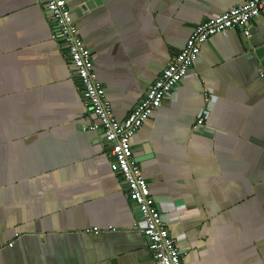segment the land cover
<instances>
[{
	"label": "crops",
	"instance_id": "crops-1",
	"mask_svg": "<svg viewBox=\"0 0 264 264\" xmlns=\"http://www.w3.org/2000/svg\"><path fill=\"white\" fill-rule=\"evenodd\" d=\"M86 1L74 24L121 122L198 25L247 0L68 7ZM250 29L211 36L130 141L182 264H264V8ZM56 34L41 0H0V264H155Z\"/></svg>",
	"mask_w": 264,
	"mask_h": 264
},
{
	"label": "built area",
	"instance_id": "built-area-1",
	"mask_svg": "<svg viewBox=\"0 0 264 264\" xmlns=\"http://www.w3.org/2000/svg\"><path fill=\"white\" fill-rule=\"evenodd\" d=\"M41 1L57 29L53 39L65 48L78 78L82 98L96 118V122L84 130L103 134L109 148L108 153L114 161V169L126 184L127 191L137 207L141 223L140 232L149 239V250L155 264H182L176 240L169 234L154 198L150 195L140 165L133 156L130 141L152 113L160 108L162 101L172 95L177 84L188 75L191 67L200 58L201 47L211 36L233 29H240L246 39L251 36L250 23L264 8V0H247L243 6L217 14L198 25L188 38L185 48L170 61L145 92L140 103L121 122L112 116L111 104L94 71L91 51L77 34L66 0ZM259 78L264 83L263 69L259 71ZM203 121V116H200L197 125H202ZM9 246L11 247L12 243Z\"/></svg>",
	"mask_w": 264,
	"mask_h": 264
},
{
	"label": "water",
	"instance_id": "water-1",
	"mask_svg": "<svg viewBox=\"0 0 264 264\" xmlns=\"http://www.w3.org/2000/svg\"><path fill=\"white\" fill-rule=\"evenodd\" d=\"M76 0H66L67 4H70L72 2H74ZM94 3L95 1L92 0ZM92 4H90L89 2H82V3H79L78 6H75L73 9H71V18H72V21L74 22L76 20L77 17H80L82 13L86 12V10H88L89 8H91ZM103 136V134H102ZM137 162H140L139 159H137ZM147 242L148 244L150 243L149 242V239H147Z\"/></svg>",
	"mask_w": 264,
	"mask_h": 264
}]
</instances>
